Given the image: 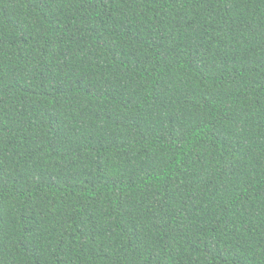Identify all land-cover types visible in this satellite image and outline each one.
<instances>
[{
  "label": "trees",
  "instance_id": "trees-1",
  "mask_svg": "<svg viewBox=\"0 0 264 264\" xmlns=\"http://www.w3.org/2000/svg\"><path fill=\"white\" fill-rule=\"evenodd\" d=\"M0 264H264V0H0Z\"/></svg>",
  "mask_w": 264,
  "mask_h": 264
}]
</instances>
